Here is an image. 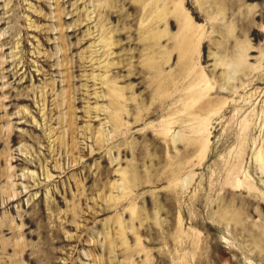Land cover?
<instances>
[{"label":"rangeland","instance_id":"obj_1","mask_svg":"<svg viewBox=\"0 0 264 264\" xmlns=\"http://www.w3.org/2000/svg\"><path fill=\"white\" fill-rule=\"evenodd\" d=\"M0 264H264V0H0Z\"/></svg>","mask_w":264,"mask_h":264}]
</instances>
